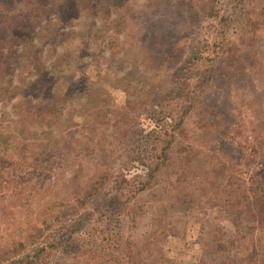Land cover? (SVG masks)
I'll return each mask as SVG.
<instances>
[{"label":"rangeland","instance_id":"rangeland-1","mask_svg":"<svg viewBox=\"0 0 264 264\" xmlns=\"http://www.w3.org/2000/svg\"><path fill=\"white\" fill-rule=\"evenodd\" d=\"M0 264H264V0H0Z\"/></svg>","mask_w":264,"mask_h":264}]
</instances>
